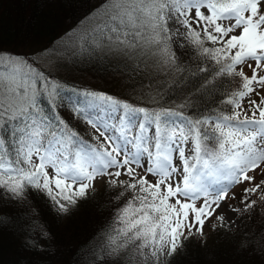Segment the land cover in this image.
I'll return each instance as SVG.
<instances>
[{"label":"snow or ice","instance_id":"1","mask_svg":"<svg viewBox=\"0 0 264 264\" xmlns=\"http://www.w3.org/2000/svg\"><path fill=\"white\" fill-rule=\"evenodd\" d=\"M79 44L191 72L183 91H195L169 108L85 91L73 111L93 129L89 142L59 115L61 85L36 61L0 53V209L44 195L69 214L97 182L119 190L118 226L80 253L81 264H171L188 241L206 245L212 219L216 231L232 223L228 213L264 214V0H105ZM207 97L228 114L209 107L194 117ZM14 219L0 212V223Z\"/></svg>","mask_w":264,"mask_h":264},{"label":"trees","instance_id":"2","mask_svg":"<svg viewBox=\"0 0 264 264\" xmlns=\"http://www.w3.org/2000/svg\"><path fill=\"white\" fill-rule=\"evenodd\" d=\"M104 5L105 0H0V53L28 60L53 59L55 63L41 69L50 74L52 82L61 85L64 106L59 108V115L89 142L84 128L88 124L73 111V105L84 103L81 93L85 91L104 92L139 106L159 104L164 108L178 106L195 91H183L192 78L191 72L181 78L176 69L161 72L151 58L124 59L108 49L81 51L76 40L90 28L88 19L103 11ZM190 68L195 71L196 66ZM100 76H108L110 83L101 85L97 80ZM211 100L207 97L198 102L192 115L199 118L207 114L209 107L223 108L228 114L226 106L213 105ZM42 104L47 110L46 99L42 98ZM89 111L96 118L97 110ZM112 116L113 113L100 112L101 119ZM80 121L85 126L81 127ZM117 191L105 187L89 191L88 197L80 199L69 214L55 211L44 195H34L27 206L3 207L0 212L18 219L0 223V264H81V259L87 257L80 258V253L87 247L103 245L105 229L118 226L114 223L115 213L126 201L115 200ZM236 193L242 195L240 190ZM41 230L48 235L41 237ZM25 232L31 234L30 240ZM25 240L38 242L37 248L26 249ZM196 242L199 241L193 239L192 245L188 241L186 250L174 256L171 264H264V214L244 216L239 231L222 229L203 249ZM42 247L44 250H40Z\"/></svg>","mask_w":264,"mask_h":264},{"label":"rangeland","instance_id":"3","mask_svg":"<svg viewBox=\"0 0 264 264\" xmlns=\"http://www.w3.org/2000/svg\"><path fill=\"white\" fill-rule=\"evenodd\" d=\"M102 12V11H101ZM97 15V14H96ZM96 15H92L89 19H88V22H87V25L88 27H92L94 22H95V18H96ZM79 41L80 39L76 40V44L79 45ZM7 58V57H5ZM29 60L31 61H36V63H38L40 65V67H47V66H50V64H52L54 62L53 59L51 58H48V57H39L38 59L34 60L32 58H29ZM55 63V62H54ZM54 68V67H52ZM101 82V85L102 84H109L110 83V79L108 78V76H105V77H101L99 79H97ZM137 97V96H136ZM139 97V96H138ZM81 124V127L85 126L84 125V122L83 121H80L79 122ZM85 128V131L87 132V136L89 137V139L92 141V137L94 135V131L93 129L88 125V127H84ZM143 174V173H141ZM151 179V177H150ZM261 179V177L257 176L256 178V181L258 183V181ZM249 185L248 184H242L238 187H235L233 189V191L235 190V192L237 191H242L244 187H248ZM104 185L100 182H97L96 184V191H99L101 189H103ZM91 191V190H90ZM231 194V193H230ZM230 204H232L230 201H229ZM228 216L230 217L232 223L229 224V221L226 220L224 222V227H217L216 231H213L212 230V225L213 224H217L218 222L215 220V219H212L211 221L207 222L205 227H204V232H205V236H206V245L209 243V241L213 238H215L218 234L219 231H221L222 229H228V231H231V232H235L236 231H239L240 228L242 227V225H244V216H238L236 214H233V213H228ZM247 218V217H246ZM199 242H196L200 247L201 249H203V247H205L206 245L204 244V241L202 239H197ZM190 244L194 245L193 243V239L189 241ZM201 252V251H200ZM178 255V254H177ZM176 255V256H177ZM175 256V257H176Z\"/></svg>","mask_w":264,"mask_h":264}]
</instances>
